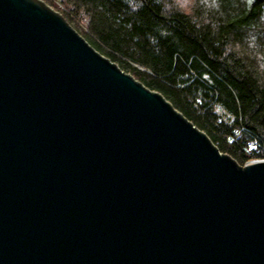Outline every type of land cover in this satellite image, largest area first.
<instances>
[{"label": "water", "instance_id": "95a60500", "mask_svg": "<svg viewBox=\"0 0 264 264\" xmlns=\"http://www.w3.org/2000/svg\"><path fill=\"white\" fill-rule=\"evenodd\" d=\"M0 264H264V159L44 0H0Z\"/></svg>", "mask_w": 264, "mask_h": 264}, {"label": "trees", "instance_id": "16d2710c", "mask_svg": "<svg viewBox=\"0 0 264 264\" xmlns=\"http://www.w3.org/2000/svg\"><path fill=\"white\" fill-rule=\"evenodd\" d=\"M44 1L222 152L241 164L264 158V0Z\"/></svg>", "mask_w": 264, "mask_h": 264}, {"label": "built area", "instance_id": "2783aa9c", "mask_svg": "<svg viewBox=\"0 0 264 264\" xmlns=\"http://www.w3.org/2000/svg\"><path fill=\"white\" fill-rule=\"evenodd\" d=\"M55 2H56L58 5L61 6V2H60V0H55ZM219 113H220V114H223L224 119H225L226 121H227V120H228V121H233V118H234L233 115L229 114L227 111H225V110H221V109H220ZM227 118H229V119H227ZM234 132H235V137H236V138H240V137L243 135V129H241V128H237V129H235ZM248 149H249V150H258L257 143L251 141V142L248 144ZM261 159H264V158H261ZM255 160H258V159H255Z\"/></svg>", "mask_w": 264, "mask_h": 264}, {"label": "rangeland", "instance_id": "374dc122", "mask_svg": "<svg viewBox=\"0 0 264 264\" xmlns=\"http://www.w3.org/2000/svg\"><path fill=\"white\" fill-rule=\"evenodd\" d=\"M50 5V4H49ZM51 6V5H50ZM60 6V5H59ZM52 8H54L53 6H51ZM60 7H62V4H61V6ZM55 9V8H54ZM55 10H57V9H55ZM57 11H59V10H57ZM60 12V11H59ZM61 13V12H60ZM75 28V27H74ZM77 30V29H76ZM79 32V31H78ZM91 44V43H90ZM92 45V44H91ZM101 52V51H100Z\"/></svg>", "mask_w": 264, "mask_h": 264}]
</instances>
